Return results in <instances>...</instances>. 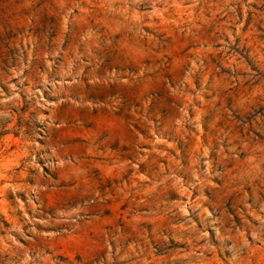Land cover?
I'll return each instance as SVG.
<instances>
[{"label": "rangeland", "instance_id": "rangeland-1", "mask_svg": "<svg viewBox=\"0 0 264 264\" xmlns=\"http://www.w3.org/2000/svg\"><path fill=\"white\" fill-rule=\"evenodd\" d=\"M0 264H264V0H0Z\"/></svg>", "mask_w": 264, "mask_h": 264}, {"label": "crops", "instance_id": "crops-1", "mask_svg": "<svg viewBox=\"0 0 264 264\" xmlns=\"http://www.w3.org/2000/svg\"><path fill=\"white\" fill-rule=\"evenodd\" d=\"M110 124V123H109ZM120 125V126H119ZM116 129H109L107 126L103 127L101 126L98 131H91L90 133L86 132L88 135L93 134V136L97 137H108L114 135L117 139H120V142L123 143L126 136H135L136 131L134 130V127L123 120H120L116 124Z\"/></svg>", "mask_w": 264, "mask_h": 264}]
</instances>
